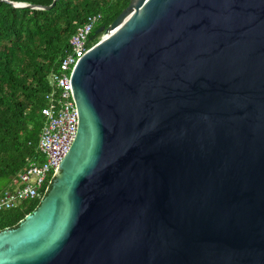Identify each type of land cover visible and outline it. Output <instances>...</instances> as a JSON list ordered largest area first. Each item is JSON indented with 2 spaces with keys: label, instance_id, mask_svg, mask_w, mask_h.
<instances>
[{
  "label": "water",
  "instance_id": "water-1",
  "mask_svg": "<svg viewBox=\"0 0 264 264\" xmlns=\"http://www.w3.org/2000/svg\"><path fill=\"white\" fill-rule=\"evenodd\" d=\"M102 33L70 75L76 139L0 264H264V0H131Z\"/></svg>",
  "mask_w": 264,
  "mask_h": 264
},
{
  "label": "trees",
  "instance_id": "trees-1",
  "mask_svg": "<svg viewBox=\"0 0 264 264\" xmlns=\"http://www.w3.org/2000/svg\"><path fill=\"white\" fill-rule=\"evenodd\" d=\"M0 0V194L14 187L17 174L38 151L51 92L49 77L59 69L70 39L88 16L109 27L131 0H58L50 10L15 8L12 3L51 6L55 0ZM94 36V37H93ZM40 202L0 214V231L16 227Z\"/></svg>",
  "mask_w": 264,
  "mask_h": 264
},
{
  "label": "built area",
  "instance_id": "built-area-1",
  "mask_svg": "<svg viewBox=\"0 0 264 264\" xmlns=\"http://www.w3.org/2000/svg\"><path fill=\"white\" fill-rule=\"evenodd\" d=\"M102 19L101 14L88 16L70 39V48L59 69L50 77L51 92L45 97L44 118L37 153L14 178V187L0 194V214L21 207L25 202H41L60 164L70 151L78 133V113L70 88V75L77 61L97 42L91 38ZM94 37V36H93Z\"/></svg>",
  "mask_w": 264,
  "mask_h": 264
}]
</instances>
